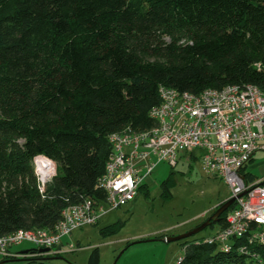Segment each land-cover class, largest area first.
I'll return each mask as SVG.
<instances>
[{
    "label": "trees",
    "instance_id": "1",
    "mask_svg": "<svg viewBox=\"0 0 264 264\" xmlns=\"http://www.w3.org/2000/svg\"><path fill=\"white\" fill-rule=\"evenodd\" d=\"M228 84L264 90V0H0V235L51 230L66 206L102 203L108 136L153 126L160 85ZM38 155L56 164L42 192ZM203 239H183L178 264H264V244L243 253Z\"/></svg>",
    "mask_w": 264,
    "mask_h": 264
},
{
    "label": "built area",
    "instance_id": "2",
    "mask_svg": "<svg viewBox=\"0 0 264 264\" xmlns=\"http://www.w3.org/2000/svg\"><path fill=\"white\" fill-rule=\"evenodd\" d=\"M158 94L159 103L149 111L153 126L142 130L125 127L108 136L111 153L98 179L105 191L104 201L88 198L66 206L51 230L19 228L0 235L2 257L33 258L72 251V244L62 247V238L74 229L96 224L108 210L131 201L156 164L167 161L176 165L179 152L196 153L202 171L220 177L228 186L229 198H234L233 207L226 210L225 227L203 241L229 251L237 240V249L243 253L255 243L264 244V178L248 183L241 174L249 159L264 150V90L253 84H228L195 94L160 85ZM39 156L34 163L42 192L55 174V166L48 159L52 167L42 175L36 166ZM25 241L49 251L19 254L11 250Z\"/></svg>",
    "mask_w": 264,
    "mask_h": 264
},
{
    "label": "rangeland",
    "instance_id": "3",
    "mask_svg": "<svg viewBox=\"0 0 264 264\" xmlns=\"http://www.w3.org/2000/svg\"><path fill=\"white\" fill-rule=\"evenodd\" d=\"M163 40L168 42L169 38ZM177 155L174 166L167 161L158 162L131 201L108 210L96 224L74 229L62 238L63 248L73 245L72 251L58 255L62 263L88 264L90 253L96 248L97 264H178L184 252L183 239L167 242L162 238L180 235L200 225L218 203L229 198L230 192L220 177L202 171L196 153L193 157L183 152ZM54 166L56 170L55 163ZM32 169L35 174L34 159ZM246 171L253 179L264 177V150L254 154ZM170 175L165 187L163 181ZM218 229L215 222L196 236L211 237ZM19 246L39 249L26 241Z\"/></svg>",
    "mask_w": 264,
    "mask_h": 264
},
{
    "label": "water",
    "instance_id": "4",
    "mask_svg": "<svg viewBox=\"0 0 264 264\" xmlns=\"http://www.w3.org/2000/svg\"><path fill=\"white\" fill-rule=\"evenodd\" d=\"M234 202V198L233 197H230L228 198L226 201H224L221 205H219L215 211L204 221L202 222L200 225L196 226L195 228L185 232V233H182L180 235H177V236H171V237H163L162 240L164 241H177V240H181V239H185V238H188L198 232H200L202 229H204L205 227H207L211 221H217L221 214L223 212H225L229 207L230 205H232V203ZM153 240H156L153 239ZM49 249L48 248H42V249H39V252H48Z\"/></svg>",
    "mask_w": 264,
    "mask_h": 264
},
{
    "label": "crops",
    "instance_id": "5",
    "mask_svg": "<svg viewBox=\"0 0 264 264\" xmlns=\"http://www.w3.org/2000/svg\"><path fill=\"white\" fill-rule=\"evenodd\" d=\"M253 156H252V158H253ZM261 178H264V177H261ZM224 201H226V200H224ZM224 201H222V202H224ZM222 202L218 203L215 207L219 206ZM203 215H204V213H203ZM14 247H12L11 250L16 252V253H19V254L25 253L26 251L29 250V249H24V248L20 247L19 245L15 248ZM58 255L59 254H51L48 256H44L42 258L41 262H38L37 264H64V263H62V261H61L62 259ZM3 258L4 257H2L0 255V264H27L26 258H23V257H17L14 259H3Z\"/></svg>",
    "mask_w": 264,
    "mask_h": 264
},
{
    "label": "bare ground",
    "instance_id": "6",
    "mask_svg": "<svg viewBox=\"0 0 264 264\" xmlns=\"http://www.w3.org/2000/svg\"><path fill=\"white\" fill-rule=\"evenodd\" d=\"M48 162H50V163H48ZM48 162L41 155L36 158V166H37V169H38L39 173H42V175H46L47 172L52 167V162L49 161V160H48Z\"/></svg>",
    "mask_w": 264,
    "mask_h": 264
}]
</instances>
